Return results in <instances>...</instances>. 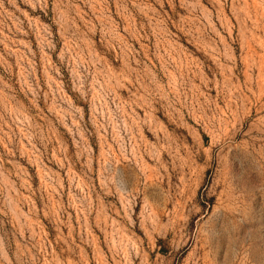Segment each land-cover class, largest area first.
Returning a JSON list of instances; mask_svg holds the SVG:
<instances>
[{"label": "rangeland", "instance_id": "1", "mask_svg": "<svg viewBox=\"0 0 264 264\" xmlns=\"http://www.w3.org/2000/svg\"><path fill=\"white\" fill-rule=\"evenodd\" d=\"M0 264H264V0H0Z\"/></svg>", "mask_w": 264, "mask_h": 264}]
</instances>
